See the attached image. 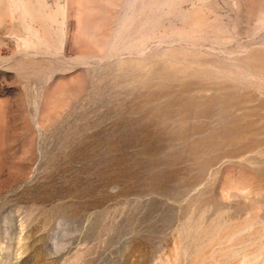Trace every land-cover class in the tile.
Wrapping results in <instances>:
<instances>
[{
	"label": "rangeland",
	"instance_id": "374dc122",
	"mask_svg": "<svg viewBox=\"0 0 264 264\" xmlns=\"http://www.w3.org/2000/svg\"><path fill=\"white\" fill-rule=\"evenodd\" d=\"M0 264H264V0H0Z\"/></svg>",
	"mask_w": 264,
	"mask_h": 264
},
{
	"label": "bare ground",
	"instance_id": "6f19581e",
	"mask_svg": "<svg viewBox=\"0 0 264 264\" xmlns=\"http://www.w3.org/2000/svg\"><path fill=\"white\" fill-rule=\"evenodd\" d=\"M192 93H194V92H192ZM192 93H191V94H192Z\"/></svg>",
	"mask_w": 264,
	"mask_h": 264
}]
</instances>
